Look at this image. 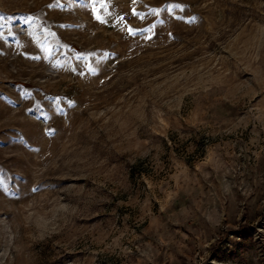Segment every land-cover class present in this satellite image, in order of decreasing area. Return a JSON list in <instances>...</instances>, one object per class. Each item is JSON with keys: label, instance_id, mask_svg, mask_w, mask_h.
<instances>
[{"label": "rangeland", "instance_id": "1", "mask_svg": "<svg viewBox=\"0 0 264 264\" xmlns=\"http://www.w3.org/2000/svg\"><path fill=\"white\" fill-rule=\"evenodd\" d=\"M83 3L0 0V264H264V0Z\"/></svg>", "mask_w": 264, "mask_h": 264}, {"label": "snow or ice", "instance_id": "2", "mask_svg": "<svg viewBox=\"0 0 264 264\" xmlns=\"http://www.w3.org/2000/svg\"><path fill=\"white\" fill-rule=\"evenodd\" d=\"M110 2H111V0H84V3L82 6L86 9L90 8L93 18L95 20L99 21L101 24H104L107 21L105 20L104 16L98 14L97 6H99L100 9H103L106 6V4L110 3ZM136 2H137V0H131L132 4H135ZM49 7H51V5H49ZM171 7H175V5H172L169 7V9H168L169 12L171 11ZM160 12H161V9L154 8V7L149 8L148 11L145 13H141L140 10L137 8H131L127 15H130L134 18L139 17L141 19H146L148 15H150V14L159 15ZM118 19L120 21H123L126 19V16L125 15H118ZM189 19L195 20V19H197V17L193 15V16L189 17ZM33 22H34V17H32V16H28L23 20V23L25 25H28L29 27L31 26V24ZM4 29H7V31H5ZM139 31H141V30L137 29V28L126 27V32H127V35H129V36H134ZM47 34H50V33H46V35ZM15 36H16V33L13 31V29L10 26H8L7 21L0 19V41H6V37H15ZM144 38L148 39V40L151 39V37L147 36V35H145ZM44 50L50 52V49L47 47ZM76 59L77 60H86L87 58L80 55V54H77ZM95 63L97 65H99L101 63V61H96ZM84 66L87 68L89 74L96 73L99 70L98 67L93 66V64H91V63H86ZM73 71H75V69H73ZM81 75H83V73H81ZM101 83H104V81H101ZM70 106H71V104H70Z\"/></svg>", "mask_w": 264, "mask_h": 264}]
</instances>
